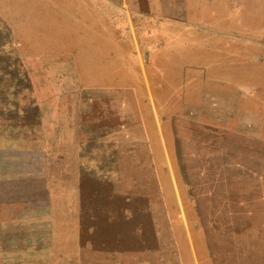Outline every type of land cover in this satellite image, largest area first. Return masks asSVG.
Wrapping results in <instances>:
<instances>
[{"label":"rangeland","instance_id":"374dc122","mask_svg":"<svg viewBox=\"0 0 264 264\" xmlns=\"http://www.w3.org/2000/svg\"><path fill=\"white\" fill-rule=\"evenodd\" d=\"M0 264H264V0H0Z\"/></svg>","mask_w":264,"mask_h":264}]
</instances>
